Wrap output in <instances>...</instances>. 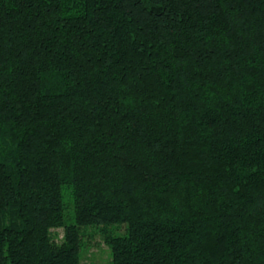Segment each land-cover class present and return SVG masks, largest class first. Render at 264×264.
Masks as SVG:
<instances>
[{
    "label": "trees",
    "instance_id": "obj_1",
    "mask_svg": "<svg viewBox=\"0 0 264 264\" xmlns=\"http://www.w3.org/2000/svg\"><path fill=\"white\" fill-rule=\"evenodd\" d=\"M120 223L111 264H264V0H0V264Z\"/></svg>",
    "mask_w": 264,
    "mask_h": 264
},
{
    "label": "rangeland",
    "instance_id": "obj_2",
    "mask_svg": "<svg viewBox=\"0 0 264 264\" xmlns=\"http://www.w3.org/2000/svg\"><path fill=\"white\" fill-rule=\"evenodd\" d=\"M71 203H65L66 218H70ZM80 234V264H111V250L106 242L108 235L122 234L125 224L113 225H84L79 227ZM63 226L50 229V235L55 242L63 238Z\"/></svg>",
    "mask_w": 264,
    "mask_h": 264
}]
</instances>
